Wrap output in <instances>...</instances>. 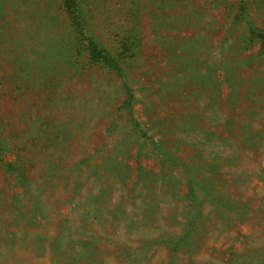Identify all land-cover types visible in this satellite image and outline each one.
I'll return each instance as SVG.
<instances>
[{
    "label": "rangeland",
    "instance_id": "374dc122",
    "mask_svg": "<svg viewBox=\"0 0 264 264\" xmlns=\"http://www.w3.org/2000/svg\"><path fill=\"white\" fill-rule=\"evenodd\" d=\"M0 0V264H264V0Z\"/></svg>",
    "mask_w": 264,
    "mask_h": 264
},
{
    "label": "trees",
    "instance_id": "16d2710c",
    "mask_svg": "<svg viewBox=\"0 0 264 264\" xmlns=\"http://www.w3.org/2000/svg\"><path fill=\"white\" fill-rule=\"evenodd\" d=\"M65 5H66V10H67V12H68V14L70 15V17L72 18V19H75L76 17H75V14L74 13H76V11L75 10H73L74 8H73V6H74V1H72V0H65Z\"/></svg>",
    "mask_w": 264,
    "mask_h": 264
}]
</instances>
